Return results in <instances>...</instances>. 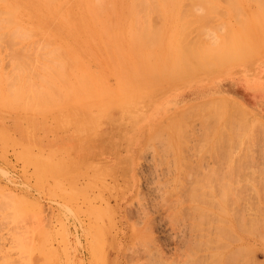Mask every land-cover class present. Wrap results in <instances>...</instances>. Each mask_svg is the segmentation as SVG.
Masks as SVG:
<instances>
[{
  "label": "rangeland",
  "instance_id": "1",
  "mask_svg": "<svg viewBox=\"0 0 264 264\" xmlns=\"http://www.w3.org/2000/svg\"><path fill=\"white\" fill-rule=\"evenodd\" d=\"M224 1L222 4L221 0L216 1L222 10L224 7H230L226 5L227 1ZM236 1L237 5L234 1L235 5L238 7L239 3V7L241 5L239 9L242 8L243 13H246L244 15L247 18L243 21H249L246 22L247 24L239 22L240 25L245 23V28L240 30L236 21L231 22L233 20L231 18L238 19L237 15L233 17L232 13V16L221 15L220 18L222 21L224 19L226 25H230L233 32L228 36L231 38H233L230 36L232 33L234 37L237 35L236 38L239 35L241 37V32L245 29L243 33L245 36L250 31L252 34L254 33V35L250 33L253 36L252 40L249 33L247 37L252 43L244 39L243 43L246 42V44H241L244 46L248 42L251 47L243 49L240 43L239 48L237 45L233 47L234 40H229V37L227 39L226 29L228 27L226 29L225 26L221 27L224 22L221 23L218 19L217 24L212 22L213 24L210 26H213L214 29L217 28V32L213 29L214 33L210 32L211 28L207 26L210 25L209 22H205L206 25L204 22L203 24L196 22L199 25L197 27L202 25L199 29L196 27V23L192 22L193 25L195 24L193 27L188 22L192 26L193 32L197 30L196 33H192L193 35L190 32L191 29H189V34L186 31L185 25L190 28L188 23L184 22L186 30L183 28L184 26L180 27L187 32L182 36L184 41L188 34L189 45L186 42L187 46L184 44L185 47L191 45L192 37L200 35L194 39L200 43L203 40L204 43H207L208 48L209 43L210 45L215 43L213 48L216 49V45H218L217 48L222 47L221 52L230 47L236 51L234 55L230 54L233 49L229 53L224 52L233 56L224 61L213 73L209 72L215 68L210 66L212 69H208L209 63L203 62L202 65H208L206 70L198 69L194 75L200 72L207 73L196 77H191L193 73L187 71L185 73V70H189L188 67L184 66L185 70L183 71V65H179L182 70L180 69L181 73L178 74H181L182 78L180 76L178 78L175 76L178 75L175 73L178 70L170 63L171 60H175V52L177 56L180 54L178 53L180 51L177 52L180 44L174 43L173 38H176V42L179 43L177 31L180 29L178 24L181 25V22H176V24L162 22L167 26L161 22H151L152 25H156L153 27H163L161 28L163 31L160 32L163 38H160V34L158 37L163 39L161 43L155 36L153 38V34L149 35V38L152 37L150 43H155L154 49L153 44L150 45L153 51L151 53L156 52L158 55L153 59L154 64L150 63L152 54L148 55L149 60L148 56L143 58L139 55L144 59L143 63L142 60L139 61L141 58L137 57L138 54L134 52L136 47H132L135 46L134 44L136 46L139 44L130 36L134 42L129 45V36L125 35L127 28H130L128 32L133 28H136V31L142 30V22L140 26L137 25L138 22H132V24L131 22H126L128 24L115 22L114 26H112L114 22H109L110 27L114 29L113 34L115 35H112V29L108 27V31L104 22L101 24L100 22L99 24L97 22H79V24L75 20L77 16L73 15L69 17V19L72 18L69 23L53 21L52 18H46L43 21L38 18L34 9L30 11L29 8V13H23L20 16V22L8 23L9 25L7 22L0 23V83L5 88L0 85V264H234L235 260L232 256L227 257L230 258L229 260L225 258V242H227L226 237L228 236L219 233L217 229L219 223H216L218 216L213 217V212L217 213L219 209H212L208 202L211 201L212 196L219 199L220 187L225 183L231 185L237 175L241 177L239 173L243 176L244 171L247 172L250 165H253L252 162L259 165L264 162V78L258 79L255 76L248 79L251 73L246 71L241 74L245 84L240 86L243 96L248 95V101L253 104L252 109H255L257 114L263 118L255 117L247 112L239 105L240 102L234 101L237 103L235 104L232 102V98H230L232 101L227 99L220 84L227 78L233 80L234 74L230 69H227L231 62L264 56V22H260L262 24H259L260 26L257 25L259 22H254V25L251 22V14L257 10L256 5L254 6L255 1L253 3L252 0ZM258 2L263 3L262 0ZM263 4L259 5L263 7ZM239 9L237 10L240 13ZM243 13H241L242 16ZM241 14H239L240 17ZM242 19L237 21H242ZM78 20L80 21L79 18ZM215 20L216 18H214L216 23ZM73 23L74 25H72ZM86 24L88 25L84 27ZM92 24L96 25V28ZM146 24L144 27L147 28ZM151 24L149 27L152 26ZM218 24L221 25L219 29ZM81 26L88 30H84ZM102 29L104 30L102 31ZM115 29L119 30V35ZM134 29L133 31H135ZM147 29L143 28V31L146 33ZM151 29L152 33L161 30L160 28ZM89 30L90 32L94 31L92 32L94 36L88 33ZM107 31L112 37L114 36L113 43ZM238 31L240 32L238 33ZM246 31L248 32L246 33ZM171 32L174 33L171 34ZM221 32L224 34L223 39L229 40L228 42L222 39ZM190 34L192 35L191 39ZM118 36H120L119 41ZM205 36L206 40H204ZM105 37L109 40H106ZM143 37L146 38L144 35ZM179 37L180 43H182L183 40L181 36ZM124 38L127 42L122 43V40L125 41ZM138 38L137 40L140 39L141 42L142 37ZM166 38L168 41L172 39V43L168 42L171 51L167 48ZM220 39H222L221 44L217 42ZM241 39L243 38L241 37ZM241 39L240 41H242ZM116 41L120 42V45ZM198 42L197 46L200 44ZM229 42L230 47H228ZM148 43L145 42L147 45ZM173 43L174 45H171ZM160 44L161 49H157ZM223 44L227 46L224 47ZM111 45L115 48L119 45L116 49L117 54ZM122 45L126 47H122ZM145 46L141 45L139 51L137 50L143 56L148 52L150 54V46H146L148 48ZM175 46L178 47L176 51L173 50ZM191 46H193V42ZM201 46H205V44H200L199 47ZM240 46L244 50L243 52H241ZM182 47L181 44L179 50H182ZM121 50L130 55L122 53ZM69 52L71 53L68 54ZM57 53L61 56L63 53L67 54L66 60L65 57H62L64 63L68 59L71 61V63L69 60L68 63L66 62V70L64 63H61V70L64 69L63 72L61 71L62 73L60 69L56 71L58 68L56 63L57 67L54 68V73L63 74L64 77L62 75L55 76L56 74L51 73L52 70L46 68L51 59L53 62V56L55 58L57 55V60L58 58L60 61L62 60ZM216 53L217 51L213 52V54ZM125 55L128 56L123 57ZM207 55L208 57L203 58L210 60L209 56L211 55L208 53ZM216 55H213L214 58L216 56L220 60L223 54L220 56L217 53ZM228 55L225 54L224 57ZM50 56H52L51 59H49ZM179 57L178 60L176 59L177 61L181 60ZM201 58L198 57V62H202ZM214 58L211 59V62L217 60ZM128 59H131L130 62ZM213 59L214 61H212ZM146 60L150 63L146 62L147 66L144 64ZM44 61H48L45 62L46 66H42ZM135 62L136 64H134ZM175 62L174 64H176ZM181 62L179 61V64ZM211 64L215 66V63ZM151 65L154 68L157 66L155 69H159L161 75L150 68V72L154 71L159 74L158 77L153 74L154 72L152 74L156 76L151 75L149 68H146ZM123 67L124 69H122ZM67 70L69 72L72 70V72L68 73ZM135 71L141 73L137 74ZM161 71L164 75L166 74L163 78ZM45 72L52 81H49ZM168 73L172 77L168 76L170 75ZM65 75L68 76L67 79ZM76 75L78 78L80 77V82L76 79ZM145 76L146 83L142 79ZM173 76L175 77L173 78ZM42 77H46L47 81L45 79L43 81ZM81 77L86 79V82ZM136 78L140 79L138 81L141 83L136 81ZM61 79L64 81H60ZM67 80L70 84H66ZM123 80L127 86L123 85ZM234 80L237 81L238 78L235 77ZM53 81L55 84L58 83V86L66 81V85H64L66 90L72 88V97L70 90L67 91L70 93V95L67 93L69 95L67 98L65 89L61 88L62 95L65 94L64 97L67 99L60 96L61 93H58L60 89L56 87L57 85H52ZM71 81L76 82L77 85L81 83L82 89L81 84H79L80 89L78 90V86L72 85ZM89 81L91 87L87 86ZM127 81L131 82L127 83ZM133 81L137 82L136 86ZM44 83L49 84L47 89ZM50 83L59 89L54 88L58 96L54 93ZM40 85H45V88L41 86L40 89H43L41 92H48L44 95H51L47 98L48 101L46 97L45 100L42 98ZM13 88L15 93L11 92ZM15 88L20 90L17 91ZM184 90L189 91L187 100L183 99L185 96L182 98L181 92ZM20 91H23L22 95L25 94L26 97L17 99L18 93L19 96H22ZM32 91L36 92L33 94L36 97L32 96ZM11 94L13 98H10ZM14 94L17 96L16 99ZM27 94L31 99L27 97ZM54 95L57 96L56 100L52 98ZM76 95L78 96L76 97ZM37 96L42 98L40 101L43 100L41 105L38 102L39 106L36 104L39 101ZM59 97H62V100H59ZM51 98L54 99L53 102L56 101L55 104ZM209 98L215 100L207 101ZM78 99L79 101H77ZM50 100L52 104L49 103L50 106H48ZM57 100H59L58 106L56 105ZM257 102H260L261 105L256 104ZM228 198L230 197L228 196ZM195 202L207 210L205 224L197 220L193 210ZM178 212L182 217L179 215L178 221H172L171 217ZM196 223H199L203 230L197 229ZM208 225L211 227H207ZM196 229L200 233L208 234L204 242L201 239L200 243L197 242L195 245L194 234L196 233L197 240L199 235ZM260 229L258 232L262 231ZM189 232H191L190 236ZM239 235L241 236L239 238H242L238 241L239 245L242 243L245 247L250 246L251 253L247 254L248 251L245 249L247 253L246 256H243L245 250L242 251V249L244 248L239 249L238 252L233 251L234 253L231 251L236 255L241 250L240 257H245L239 260L240 257L237 254L235 264L238 260L241 261L237 262L238 264H245V259L249 257L255 264H264V240L258 238L262 235L253 237L241 231ZM251 237L254 241L249 242ZM187 250L190 253H187ZM186 253L187 256H185ZM231 253L227 252L228 255Z\"/></svg>",
  "mask_w": 264,
  "mask_h": 264
},
{
  "label": "bare ground",
  "instance_id": "2",
  "mask_svg": "<svg viewBox=\"0 0 264 264\" xmlns=\"http://www.w3.org/2000/svg\"><path fill=\"white\" fill-rule=\"evenodd\" d=\"M179 1V2H178ZM182 1V2H181ZM0 0V23L1 24H3V22H7V25H9L8 23H13V24H15V22H20V16H22L23 15V13H29V8H30V11H32L33 9H34V12L36 11L37 12V14H38V18H41L43 21H44V19L46 20V18H52V19H54L53 21H55V20H57V22H70L69 20H71V19H69V17L71 16V15H73V16H77L79 19H80V21L78 20V18L76 17V21L79 23V22H97L98 24H99V22H100V24L102 23V22H104L105 24H106V26H107V28L109 27V28H111L110 27V23L109 22H114L113 24H112V26H114V25H116V23L117 22H125V24H128L129 22H131V24H132V22H135V23H140V24H138L137 23V25L138 26H140L141 25V22L143 23V28H145V30L148 28H157V29H161V28H163V27H153V25L151 24V22H154V23H156V22H174V24H176V22H181V25L180 24H178L179 25V28L180 27H183L184 25H185V23H188V22H190L191 24H192V26L194 27L195 26V24L193 25V23L192 22H194V23H200V24H203V22L205 23V22H209L210 23V25L208 24L207 26H211L213 23L214 24H217V19H218V21L219 22H224L223 23V25L221 26V27H223V26H225V29L228 27V29L230 30H228V29H226V35H227V39H228V35H229V33H231V32H233V31H231V29H230V25H226L227 23L224 21V19H223V21H222V19L220 18V16L221 15H231V13H232V15H233V17H235L236 15H237V18L238 19H235V18H231V19H233V20H231V22L232 21H236V23H237V25H239V27H240V30L241 29H244L245 28V25L247 24L246 22H249V21H243V20H246L245 18H247V17H245V15L244 14H246V13H243V10H241V9H239L240 7H241V5H240V7H239V3H238V7L236 6L237 5V1L236 0H234L235 2H236V5H235V2L233 1V0H226L227 2H226V5H228V6H230L229 8L228 7H224V10H222V9H220L221 8V6L219 5H217L216 4V1L215 0ZM220 1V0H219ZM222 1H224V0H221V4L223 3ZM243 1V0H242ZM249 1V0H248ZM251 1V0H250ZM253 1H255L254 2V6L256 5V8H257V10H255V13H253V14H251V22L253 23V25H254V22H259L257 25H259V24H261L260 22H264V0H262V2L263 3H259L258 1L259 0H257V3H256V0H252V3H253ZM181 2V3H180ZM225 2V1H224ZM240 2V1H239ZM260 2H261V0H260ZM183 4V5H179V4ZM263 4V7H261L259 4ZM245 5V4H244ZM260 7H259V6ZM249 6V5H248ZM258 6V7H257ZM250 7V6H249ZM261 8H263V9H261ZM220 9V10H219ZM237 9H239L241 12L239 13L238 12V10ZM247 9V8H246ZM219 10V11H218ZM247 11V10H246ZM238 12V14H236ZM241 13H243V16H242V14ZM248 13V15H249V12H247ZM239 14H241V17H240V15ZM36 15V14H35ZM231 15V16H232ZM238 15H239V17H238ZM224 16H222V17H224ZM247 16V15H246ZM72 17V16H71ZM242 17H244V19H242ZM36 18V17H35ZM75 18V17H74ZM214 18H216V23L214 22ZM242 19V21H237V20H240V19ZM40 20V19H39ZM41 20V21H42ZM74 20V19H73ZM226 20V19H225ZM228 21H229V19H227ZM52 21V22H53ZM75 21V22H76ZM35 22V21H34ZM37 22H38V20H37ZM73 22V21H72ZM116 22V23H115ZM126 22H128V23H126ZM146 22H147V24H146ZM185 22V23H184ZM202 22V23H201ZM213 22V23H212ZM239 22H245V23H242L241 25L239 24ZM107 23H108V25H107ZM182 23H184V24H182ZM190 23H188V25L190 24ZM196 23V27L197 26H199L198 24ZM6 24V23H5ZM80 24V23H79ZM95 24V23H94ZM94 24H92V26H96V25H94ZM98 24H97V26H98ZM146 24V26H147V28L146 27H144V25ZM150 24L152 25L151 27H149L150 26ZM162 24H164V23H162ZM245 24V25H244ZM72 25H74V23L72 24ZM81 25H84L83 23H81ZM88 24H86L84 27H86ZM103 25V24H102ZM117 25H119V24H117ZM122 25V24H121ZM158 25V24H157ZM161 25V24H160ZM164 25H166V24H164ZM204 25H206V23L204 24ZM262 25V24H261ZM78 26H80V25H78ZM91 26V27H92ZM132 26V25H131ZM130 26V27H131ZM141 26V27H142ZM154 26H156V25H154ZM167 26V25H166ZM187 28H186V27ZM183 28L188 32V34L191 32V34L193 33L194 34V32L196 33V31L197 30H195L194 32H193V28H192V26H190V28H188V26L187 25H185ZM202 26V25H201ZM200 26V27H201ZM206 26V27H207ZM217 26V25H216ZM215 26V27H216ZM219 24H218V29H219ZM241 26H242V28H241ZM260 26V25H259ZM81 27H83V26H81ZM84 27H83V29H84ZM116 27V26H115ZM119 27H120V25H119ZM123 27H124V25H123ZM127 27V26H126ZM172 27V26H171ZM177 27V26H176ZM195 27V28H196ZM200 27H197L198 29L200 28ZM208 27V29L210 30V28H211V30H210V32L211 31H213L212 33H214L215 31H216V29H214V28H212V27H210L209 28ZM244 27V28H243ZM247 27H249V25H247ZM78 29L80 28V27H77ZM96 28V27H95ZM98 28V27H97ZM109 28H108V31H109ZM125 28V27H124ZM123 28V29H124ZM143 28H142V30H139V31H136L134 28V30L135 31H133V29L132 30H130L129 32H128V30L130 29H128L127 28V31H125V30H123V31H125V35L127 34V37L129 36V38L128 39H130L129 40V42H130V44H129V42H128V44L129 45H131L133 42H134V40L135 41H137V44H139V45H137L136 46V44H134L135 46H132V47H136V50L134 49V52L136 53V54H138V56L137 57H139V55H141L143 58L144 57H147L148 55H151L152 54V58L150 57V60H151V62L150 63H152V64H154V57H156L157 58V54H156V52L155 53H151V51H152V49H151V46H152V44L150 43L151 42V38L152 37H150L149 38V35L151 36V34H153V38H154V36L156 37V39L161 35V31H163V29H161V30H157V31H154V32H156V33H152L153 32V30L151 29H147V31H146V33H145V31H143ZM164 28H166V27H164ZM173 28H174V26H173ZM173 28H172V30H173ZM179 29L178 31H177V33L179 34V35H177V39L179 40V43H177L176 42V38H173V41H175L174 43H176L177 45L178 44H180L179 45V49H180V47H181V44L183 45V47L181 48L182 50H179L178 49V47L177 46H175V47H177L176 49H175V47H174V51H176L177 49V52L178 51H180V52H178V53H180V54H178L179 56H177V53L175 52V55H176V57L174 56V59L176 60H178V57L179 58H181V60H179L180 62H181V64H179V61H177L176 60V62H175V60H171V66L173 65L174 67H176L175 69H177L178 70V72H175L176 74H178V73H181L179 70L181 69V67H179V65H183V67H182V69L184 68V66H185V68L186 67H188L189 68V70L187 69V70H185V69H183V71L185 70V73H186V71L187 72H189V73H193V75L191 76V77H196V76H200V75H203V74H206L207 72H200V73H197V74H195L194 75V73H195V71L196 70H202V69H205L206 70V67H208V65H205V64H203L202 65V63L203 62H205L206 64H208L209 63V67H208V69L210 68V69H212V68H215V69H213L212 71H210L209 73H213L214 71H217L216 69L217 68H219L220 67V65L224 62V61H226V60H229L233 55H234V53H236V51L234 50V46L236 47V45L238 46V48H239V43H240V45L243 43V40L245 39V40H247L249 43H252V42H250L252 39H253V36L252 35H254V33L252 34L251 33V31L249 30V28H247V30H249L250 32H248V31H246V33L248 32L249 34H250V38H251V36H252V38H251V40H250V38H247L248 37V33H247V36H245V35H243V33L245 32V30H242V34H241V37L243 38V39H241V37H237L236 38V36L234 37V35H233V33L232 34H230V36H233V38H231V37H229V40L231 39V41H233L232 43L234 44H232L231 43V45H233V47L231 48L230 47V42L228 43V47H230V48H227L225 51H223V52H221L222 51V47L220 48V46H219V48H217V46L218 45H216V49H215V47L213 48V46L215 45V43H214V45L213 44H211L210 45V43L208 42V41H205V42H208L209 43V48H208V46L206 45L207 43H204V41L203 40H201V39H203V37L201 36V43L200 42H198V41H196L194 38H196L195 36H194V38L192 37V39H191V36L193 35H189L190 36V39L191 40H193L192 42H193V46H191L192 45V42L190 43L191 45L190 46H188V47H185V45L188 43V34H187V36L185 37L186 38V40L184 41V37L182 38V36H184L187 32L186 31H184V29ZM192 28V29H191ZM205 28V27H204ZM224 28V27H223ZM222 28V29H223ZM82 29V28H81ZM80 29V30H81ZM87 28H85L84 30H86ZM112 29V35H115V34H113V31H114V29L113 28H111ZM110 29V30H111ZM118 29V28H117ZM119 29H121V28H119ZM126 29V28H125ZM189 29H191V31L189 30ZM202 29V28H201ZM215 31H214V30ZM84 30H83V32H84ZM88 30V29H87ZM94 30V29H93ZM92 30V32H94ZM99 30V29H98ZM101 30V29H100ZM104 29H102V31H103ZM116 30V29H115ZM156 30V29H155ZM169 30V29H168ZM204 30V29H203ZM75 31H77V30H75ZM108 31H107V33H108ZM117 31V30H116ZM142 33H141V32ZM165 31V30H164ZM170 31V30H169ZM185 33H184V32ZM190 31V32H189ZM207 31V30H206ZM255 31V34H257V32H256V30H254ZM81 32V31H80ZM92 32H90V30H89V34L91 33L93 36H94V33H92ZM118 32V35H119V30L117 31ZM121 32H122V30H121ZM144 32V33H143ZM157 32H158V35H157ZM175 32V31H174ZM173 32V33H174ZM181 32H183V33H181ZM217 32V31H216ZM222 32H224L223 30H222ZM221 32V33H222ZM240 31H238V33H239ZM82 33V32H81ZM85 33H87L86 31H85ZM87 33V34H88ZM104 33H106V32H104ZM107 33H106V35H107ZM111 33V32H110ZM115 33V32H114ZM147 33H148V35H147ZM150 33V34H149ZM167 33V35H168V32H166ZM165 33V34H166ZM172 32H171V34H173ZM199 33V32H198ZM211 33V34H212ZM245 33V34H246ZM261 33V32H260ZM76 34H77V32H76ZM89 34L87 35V36H89ZM102 34H103V32H102ZM109 34V33H108ZM122 33H120V36H122L121 35ZM141 34V35H140ZM144 36H146V38L147 39H149L150 41H148L145 37H143V35ZM146 34V35H145ZM155 34V35H154ZM160 34V35H159ZM219 34H220V32H219ZM223 34V33H222ZM220 35L221 37L222 36H224V34L223 35ZM81 35H83V34H81ZM99 35V34H98ZM105 35V36H106ZM117 35V34H116ZM142 37L141 38V42H140V36ZM157 35V36H156ZM167 35H166V37H167ZM201 35H203V34H201ZM208 35V34H207ZM215 35V34H214ZM260 35V34H259ZM84 36V35H83ZM97 36V35H96ZM95 36V37H96ZM120 36H118V41L120 40L119 38H120ZM130 36H132V39H134V40H132L131 38H130ZM138 36H139V38H138ZM165 36V35H164ZM171 36H173V35H171ZM171 36L169 37V38H171ZM179 36H181V38H182V40H183V42H182V40H181V42L182 43H180V37ZM200 36V35H199ZM198 36V37H199ZM211 36V38L213 37L212 35H210ZM216 36V35H215ZM219 36V37H220ZM99 37V36H98ZM108 37V36H107ZM107 37H105V38H107ZM109 37L112 39L113 37L109 34ZM108 37V38H109ZM117 37V36H116ZM115 37V38H116ZM126 37V36H125ZM126 37V38H127ZM218 37V38H219ZM220 37V38H221ZM226 37V36H225ZM245 37V38H244ZM255 38L254 39H256V36H254ZM87 38V37H86ZM89 38V37H88ZM106 39V40H109V39ZM122 38V37H121ZM126 38H124V40L126 39ZM137 38L139 39V41L137 40ZM145 38V39H144ZM160 38H163V36L161 35L160 36ZM224 37H222V39H223ZM242 40V41H240V39ZM198 39V38H197ZM207 39H208V37H207ZM213 40H215L214 38H212ZM222 39H220V41L218 40L217 42L218 43H220L221 41H222ZM227 39H223L224 41L226 40V42H228L227 41ZM235 39H238L237 41L235 40ZM102 40V39H101ZM115 40H117V38L115 39ZM143 40H145L144 42H143ZM147 40V41H146ZM158 40L160 41V43H161V40H163V39H159L158 38ZM172 40V39H171ZM171 40L170 41H168V39L166 38V41H167V44L166 45H168V49L171 51V46L169 45V43H172L171 42ZM199 40V41H200ZM204 40H206V36H205V39ZM86 41V40H85ZM96 41V40H95ZM98 41V40H97ZM104 41V40H103ZM112 41V43L114 42L113 41V39L111 40ZM118 41H116V42H118ZM159 41H158V43H159ZM194 41L196 42L195 44H194ZM203 41V42H202ZM238 41H240V42H238ZM108 42V41H107ZM124 42H127L126 40L125 41H123L122 40V43H124ZM139 42V43H138ZM142 42H143V44H142ZM145 42L146 43H148V45L147 44H145ZM169 42V43H168ZM187 42V43H186ZM197 42L198 43H200V44H205V46H201V47H199L200 46V44L197 46ZM217 42H216V44H217ZM247 42V45H241L242 47H243V49H244V47L246 48V47H251V46H249L250 44ZM253 42H254V40H253ZM257 42V41H256ZM255 42V43H256ZM89 43H90V41H89ZM92 43V42H91ZM109 43V42H108ZM107 43V44H108ZM120 42H118V44H119ZM121 43V44H122ZM136 43V42H135ZM140 43H141V45L144 47L145 45L146 46H150L149 47V51H150V54H149V52L147 53V54H145V56H143V54H139L138 53V51H139V46H141L140 45ZM164 43H166L165 41H164ZM174 43L173 44H171V45H174ZM186 43V44H185ZM236 43H238V44H236ZM102 44V43H101ZM155 44V43H154ZM154 44H153V49H154ZM185 44V45H184ZM221 44V43H220ZM243 44H246V42L245 43H243ZM93 45V44H92ZM102 45H104V44H102ZM110 45V44H109ZM113 45V44H112ZM111 45V46H112ZM116 45V44H115ZM120 45V44H119ZM119 45H117V46H119ZM188 45H189V43H188ZM224 45V44H223ZM223 45H221V46H223ZM226 45V44H225ZM225 45H224V47H225ZM114 46V45H113ZM112 46V47H113ZM117 46H116V48L115 47H113V50L116 52L117 50ZM123 46H125V45H122V47ZM145 46V48H148V47H146ZM170 46V47H169ZM187 46V45H186ZM227 46V45H226ZM240 46V47H241ZM93 47V46H92ZM111 47V48H112ZM122 47H119V48H121V49H123ZM126 47V46H125ZM125 47H124V49H125ZM142 47V48H143ZM164 47V46H163ZM223 47V48H224ZM242 47L240 48V50H241V52H243L244 50L242 49ZM130 48V47H129ZM138 48V49H137ZM141 48V49H142ZM161 49V44H160V47L158 46L157 47V49ZM237 48V49H238ZM106 49L108 50V48L106 47ZM106 49H104L105 51H106ZM110 49V48H109ZM131 49H133V48H131ZM130 49V51L132 52V50ZM144 49V48H143ZM157 49H156V51H157ZM163 49V48H162ZM233 49V50H232ZM236 49V48H235ZM70 50V49H69ZM138 50V51H137ZM145 50V49H144ZM229 50V51H228ZM234 51L233 53H231L232 51ZM125 51H126V49H125ZM129 51V50H128ZM129 51V52H130ZM141 51V50H140ZM173 51V52H174ZM215 51H217V53L221 56L222 54V57H224V55L226 54V55H228L227 53H224V52H230V54H233V55H228V56H225L224 57V59H222V57H220V60L219 59H217V53L216 54H213V52H215ZM239 51V50H238ZM102 52V51H101ZM111 52H112V50H111ZM118 52V51H117ZM117 52H116V54H117ZM121 52L122 53H124L122 50H121ZM130 52V53H131ZM153 52V51H152ZM161 52V51H160ZM212 52V54H210ZM220 52V53H219ZM50 53V52H49ZM61 53V52H60ZM66 53V52H65ZM65 53H63V56H61L60 54H58V57L60 56L61 58L63 57H65V60H66V58H67V54L65 55ZM71 52H69L68 54H70ZM108 53H109V51H108ZM107 53V54H108ZM122 53H121V56H122ZM126 53H128V52H126ZM126 53H124V54H126ZM172 53V52H171ZM207 53L209 54V55H211V56H209V57H211V59L212 58H214V56L213 55H216L215 56V58L217 59H215L216 61L215 62H211V59L210 60H208L207 58L205 59V58H203V57H208V55H207ZM62 54V53H61ZM106 54V55H107ZM111 55H112V53H110ZM115 54V56H117ZM123 54V55H124ZM129 54V53H128ZM132 54V53H131ZM161 54V53H160ZM159 54V55H160ZM173 54V53H172ZM207 55V56H203V55ZM54 55H56V54H54ZM119 55H120V53H119ZM130 55V54H129ZM153 55H155V56H153ZM157 55V56H156ZM108 56H109V54H108ZM121 56L119 57V58H121ZM128 55H125V56H123V57H127ZM132 56V55H131ZM141 56L139 57V58H141ZM182 56V57H181ZM213 56V57H212ZM51 57L52 56H50V58L49 59H51ZM113 57H114V53H113ZM198 57H202L201 59H202V62L200 61V62H198ZM63 58H62V62L60 61V58H58V60L60 61H58L57 60V55H56V57L54 58V56H53V62H55L56 60L58 61H56L54 64H53V62H52V59L48 62V61H44L43 62V65L42 66H46L45 64V62H48L49 64V66H46V68L48 67L49 69H50V71L52 70L53 72H51V73H54L55 71H54V68L55 67H57L58 66V68H56V71H57V69L59 70L60 69V72L62 71L63 72V70H61V68H62V64L61 63H64V60H63ZM73 58V57H72ZM77 58V57H76ZM75 58V59H76ZM112 58V57H111ZM129 58V57H128ZM134 58H135V56H134ZM138 58V59H139ZM46 59V58H45ZM44 59V60H45ZM48 58H47V60H49ZM56 59V60H55ZM74 59V58H73ZM132 59V58H131ZM131 59H128V60H125V61H128V62H130V60ZM137 59V60H138ZM147 59V58H146ZM186 59V60H185ZM203 59H205L204 61H203ZM214 59L212 60V61H214ZM69 60V59H68ZM68 60L67 61H65V63H64V66H65V64H66V62L68 63ZM121 60V59H120ZM142 60V61H141ZM143 60L144 59H140L139 61H141L142 63H143ZM148 60H149V56H148ZM148 60H146L145 61V65H146V62H148L149 63V61ZM206 60H208V61H210L211 63H215V66L213 65V64H211L210 62H208V61H206ZM73 62H74V60H72ZM122 61H124L123 59H122ZM121 61V62H122ZM133 61V60H132ZM134 61H135V59H134ZM133 61V62H134ZM153 61V62H152ZM172 61H174L176 64H174V62L172 63ZM185 61V63H183ZM188 61V62H187ZM69 62L71 63V61L69 60ZM77 62V61H76ZM115 62H117L116 60H115ZM52 65H51V64ZM56 63H57V66H56ZM78 63V62H77ZM119 63H120V61H119ZM139 63V62H138ZM147 63V64H148ZM149 63V64H150ZM183 63V64H182ZM188 63H189V65H188ZM196 63H200L199 65L198 64H196ZM60 64H61V67H60ZM79 64V63H78ZM123 64V66H125V64L124 63H122ZM134 64H136V62L134 63ZM148 64V65H149ZM185 64H187V65H185ZM192 64V65H191ZM195 64V65H194ZM211 64V65H210ZM51 65V66H50ZM54 65V66H53ZM69 65V64H68ZM71 65V64H70ZM69 65V66H70ZM74 65V64H73ZM66 66H67V64H66ZM66 66H65V70H66ZM72 66V65H71ZM122 66V65H121ZM147 66V65H146ZM152 66V65H151ZM151 66H148V67H146L147 69L149 68V72H150V70L152 69H154V71L156 70V72L158 73L159 72V69L157 70V69H155L153 66L151 67ZM155 66V65H154ZM172 66V67H173ZM195 66V67H194ZM212 68H211V67ZM53 67V69H51ZM126 67V66H125ZM133 67V66H132ZM179 67V68H178ZM191 67V68H190ZM200 67V68H199ZM47 68V69H48ZM64 68V67H63ZM136 68V67H135ZM138 68H140V67H138ZM143 68H144V65H143ZM151 68V69H150ZM43 69V68H42ZM68 69H69V67H68ZM72 69V68H71ZM81 69V68H80ZM122 69H124V67L122 68ZM181 69V70H182ZM204 70V71H205ZM46 71V70H45ZM68 71V70H67ZM84 71H86V70H84ZM119 71V70H118ZM141 71H142V65H141ZM153 71V72H154ZM182 71V72H183ZM43 72H44V69H43ZM46 72H48V71H46ZM46 72H45V74H46ZM59 72V71H58ZM61 72V73H62ZM65 72V71H64ZM70 72H72V70L70 71ZM69 71H68V73H70ZM74 72V71H73ZM133 72H134V70H133ZM143 72H145L146 73V71H144L143 70ZM148 71H147V73H149ZM150 72L151 73V75H153V74H156L157 75V77H158V75L160 74V72H159V74H157L156 72ZM162 72V74H163V71H161ZM164 72L165 73H167V71L166 70H164ZM169 72V71H168ZM135 73H137V71H135ZM141 72H139V73H137V74H140ZM153 73V74H152ZM171 74H172V72H170ZM170 73H168V74H170ZM184 73V72H183ZM182 73V75H184ZM44 74V73H43ZM49 74V73H48ZM56 73H54L53 75H55ZM79 74V73H78ZM167 74V75H168ZM171 74L170 75H168V76H170V77H172L171 76ZM47 75V74H46ZM57 75H62L63 76V74H56L55 76H57ZM71 75H72V73H71ZM83 75V74H82ZM91 75V74H90ZM124 75V74H123ZM136 75V74H135ZM147 75H149V74H147ZM156 75H153L154 77L156 76ZM161 75V74H160ZM172 75H174V74H172ZM181 74H178V75H175V76H178V78H179V76H180ZM190 75V74H189ZM43 76V75H42ZM45 76V75H44ZM66 76V79H67V75H65ZM79 76V75H78ZM81 76V75H80ZM91 76H93V75H91ZM126 76V75H125ZM125 76H123L124 78H125ZM127 76H128V74H127ZM126 76V78L128 79V77ZM130 76V75H129ZM134 76V75H133ZM152 76V77H153ZM163 76H166V74L164 75H162V78H163ZM175 76H173V78L175 77ZM187 76H188V73H187ZM49 75H47V78L49 79ZM61 77V76H60ZM64 77V76H63ZM71 76H70V74H69V78H70ZM96 77V76H95ZM181 77V76H180ZM46 77H42V79H43V81H45L46 79H45ZM51 78V77H50ZM57 78V77H56ZM56 78H55V80H56ZM69 78H68V80H69ZM82 78V80H84L83 79V77H81ZM85 78V77H84ZM89 78V77H88ZM134 77H132V79H133ZM165 78V77H164ZM182 78V77H181ZM180 78V79H181ZM188 78H190V77H188ZM45 79V80H44ZM59 76H58V81H59ZM65 79V80H66ZM76 79H78L79 80V82L81 81V79H80V77L78 78L77 77V75H76ZM90 79V78H89ZM94 79V78H93ZM96 79V78H95ZM94 79V80H95ZM121 79H123V78H121ZM135 79V78H134ZM142 79L144 80L143 82H145L146 80V76L145 77H142ZM147 79H149L148 77H147ZM153 79V78H152ZM152 79H150V80H152ZM54 80V79H53ZM68 80H67V82H68ZM75 80V79H74ZM129 80V79H128ZM138 80H140V79H137L136 78V81H138ZM150 80H148V81H150ZM154 80H157V79H155L154 78ZM47 81V80H46ZM49 81H52L51 79H49ZM48 81V82H49ZM60 81H64L63 79H61ZM124 81V80H123ZM136 81H133V83L135 84L134 86H136V84H137V82ZM57 82V81H56ZM66 82V81H65ZM65 82H64V84H65ZM66 82V84H70L69 82L67 83ZM72 82V81H71ZM84 82H86V79L84 80ZM83 82V83H84ZM95 82V81H94ZM99 82V81H98ZM129 82H131V81H129ZM128 81H127V83H129ZM136 82V83H135ZM139 82V81H138ZM96 83V82H95ZM139 83H141V82H139ZM146 83V82H145ZM145 83H144V85H145ZM45 85H46V83H44ZM60 84H61V82H60ZM63 83L61 84V85H59L58 86V83L57 84H55L54 83V81H53V83H52V85H57L56 87H59V89L61 88L62 90L63 89H65L66 90V84L64 85ZM72 85L74 84V86H75V84H76V82L74 83V82H72L71 83ZM79 84H81V83H78V90L80 89L79 88ZM92 84V83H91ZM121 84V83H120ZM126 83H125V81L123 82V85H125ZM143 84V83H142ZM0 85H1V83H0ZM45 85H40L39 86V89L41 88V86H43V88H45L44 86ZM47 85H49V84H47ZM46 85V89H47V86ZM50 85H51V83H50ZM51 85V88H53V90H54V88L55 89H57V90H59L58 88H56V87H53ZM62 85H64L63 87H60V86H62ZM128 85H131V84H128ZM2 86V85H1ZM5 86V85H4ZM69 86V85H68ZM67 86V87H68ZM71 86V85H70ZM74 86H73V90L75 91V89H74ZM81 86V89H82V84L80 85ZM87 86H90V81H89V84L87 85ZM97 86H99V85H97ZM106 86V85H105ZM110 86V85H109ZM126 86H127V84H126ZM3 87V86H2ZM65 87V88H64ZM91 87V86H90ZM4 88V87H3ZM77 88V87H76ZM86 88V90H87V87H85ZM98 88V87H97ZM5 89V88H4ZM16 89V88H15ZM30 90H31V87L29 88ZM38 89V88H37ZM38 89V90H39ZM60 89V91H58V93H61V95L60 96H62V97H64L65 96V94L64 95H62V90ZM68 90H64V92H66V97L67 96H69L70 95V93H68L67 91H71L72 90V88L71 89H69V88H67ZM107 91H108V89L107 88H105ZM114 89V88H113ZM1 90V89H0ZM17 90V89H16ZM20 89L18 88V90L17 91H19ZM41 90H43V89H40V93L43 95V99L46 97V99L47 98H49V96L51 97V95H44V93L45 92H41ZM134 90V89H133ZM48 91H49V89H48ZM130 91H131V89H130ZM1 92V91H0ZM11 92H14L15 93V91H14V88L13 89H11ZM23 92V91H22ZM22 92L20 91V95H22ZM50 92H53V91H51L50 90ZM57 91H55L54 90V93H56ZM72 92L73 91H71V97H72ZM82 92V91H81ZM80 92V93H81ZM112 92V91H111ZM67 93L69 94V95H67ZM79 93V92H78ZM13 94V93H12ZM11 94V96H10V98H13V95ZM24 94V93H23ZM31 94H32V96H35L36 97V95H33V94H36V92L35 93H33V91L31 92ZM38 94V93H37ZM45 94H48V92H46ZM74 94V93H73ZM76 94V93H75ZM90 94V93H89ZM29 94H27V97H29L28 96ZM56 95H57V93H56ZM78 95H80V94H78ZM78 95H76V97L78 96ZM82 95V94H81ZM87 95H88V93H87ZM14 96H15V99H16V97H17V99H20V98H22V97H26V95L24 94V95H22V96H19V93L17 94V96L14 94ZM31 96V97H32ZM48 96V97H47ZM55 96V95H54ZM52 96V98H56L57 96ZM62 97H59L58 99L60 100ZM66 97H64V98H66ZM30 98V97H29ZM37 98H39L38 96H37ZM42 98H39L38 100L39 101H37V105H38V102H39V104L41 105L42 103L41 102H43V100L42 101H40ZM51 98V100H52V102H53V100L54 99H52ZM68 98V97H67ZM66 98V99H67ZM79 98V97H78ZM31 99V98H30ZM57 99V98H56ZM55 99V100H56ZM70 99V98H69ZM80 99V98H79ZM79 99L77 100V101H79ZM13 100V99H12ZM29 100V99H28ZM28 100H27V104H28ZM45 100V99H44ZM49 99H47V101H48ZM51 100H50V102H48V106H50L49 105V103L50 104H52L51 103ZM59 100H57V106H58V104H59ZM62 100V99H61ZM73 100V99H72ZM65 101V100H64ZM31 101L29 100V103H30ZM33 102H34V104H35V101L33 100ZM56 103V101L55 102H53V104H55ZM31 104V103H30ZM73 104H75V103H73ZM32 105V104H31ZM39 106V105H38ZM53 106V105H52ZM32 107V106H31ZM42 107H43V105H42ZM48 108V107H47ZM49 108H51V107H49ZM48 108V109H49ZM55 108V107H54ZM53 108V109H54ZM52 109V108H51ZM47 111H49V110H47ZM51 111V110H50ZM178 130V129H177ZM262 163V162H261ZM251 164H253V165H250V168H249V170L246 172V171H244L245 173L243 174V176H242V174H240L239 173V175H241V177H239L238 175H237V177L236 178H234V180L232 181V184L230 185V184H227V183H225V184H223L221 187H220V195H219V199L218 198H216L215 196H212L211 198H210V200L211 201H209L208 202V205L209 206H211V208L212 209H219V212H217L216 213V211L215 212H213V217L215 218V216H218V221L216 222V223H219V225L217 226V229H218V231H219V233H221V234H223V235H227L228 237H226L227 239V242H225L224 244H225V248H226V251L228 252V254L229 253H231V251L233 252H238V250L239 249H241V248H244V249H242V251L243 250H245V249H247V251H248V253H247V251L245 250V253H243V256L245 255L246 256V253L247 254H249V253H251V250H250V246H244V245H242V243H241V245H239V243H238V241L239 240H241L240 238H239V232L241 231V232H243V233H247V234H249V235H251V236H253V237H256V236H258L259 234L260 235H262L264 232H263V230H264V228H262L263 226H264V162L262 163V165H259V164H255V163H251ZM42 165V164H41ZM50 167V166H49ZM245 170V169H244ZM241 171V170H240ZM241 173H243V171H241ZM228 196L230 197V198H228ZM205 204H206V202H204ZM261 204H263L262 206H261ZM193 210H194V212H195V215H196V217H197V220H199V221H202L204 224H205V222H204V219H205V217H206V212H207V210L204 208V207H202V206H199V204L197 203V202H195V205L193 206ZM181 216V214H179V212L176 214V213H174V215L171 217V220L172 221H174V222H176V221H178V219H180V218H177L178 216ZM182 217V216H181ZM210 225H208L207 227H209ZM189 227V226H188ZM195 227L197 228V229H200V230H203V229H201L200 228V224L199 223H196L195 224ZM211 227V226H210ZM261 228V229H260ZM196 229V231L197 232H199L198 230ZM258 229H260V230H262V231H259L258 232ZM188 231H191V230H188ZM212 233H214L215 234V232H212ZM225 233H227V234H225ZM262 233V234H261ZM190 234H191V232H189L188 233V235L190 236ZM207 234L208 233H200L199 232V235H198V240H197V235H196V233L194 234V236H195V245H196V243L198 242V243H200V241H201V239L203 240V242H204V240H205V238H206V236H207ZM264 235V234H263ZM262 235V237L261 236H259L258 238H261V239H259V240H264V236ZM241 237V236H240ZM245 237V236H244ZM263 238V239H262ZM246 239H247V237H246ZM256 239V238H255ZM243 240H245V239H243ZM251 240H253L254 241V239H252V237L251 238H249V242L251 241ZM246 241V240H245ZM248 241V240H247ZM253 241H252V243H253ZM244 242V241H243ZM264 242V241H263ZM262 242V243H263ZM257 243H258V241H257ZM261 243V242H260ZM186 244V243H185ZM188 244V243H187ZM245 244V243H244ZM247 244H249L248 242H247ZM251 245H253V244H251ZM262 245V244H261ZM186 246H188L189 247V245H186ZM253 246H255V245H253ZM260 246V245H259ZM256 247V246H255ZM187 248V247H186ZM188 249V248H187ZM253 249V248H252ZM237 250V251H236ZM225 251V254H226V257L225 258H227L228 256H232L233 258H234V260L236 261L237 259V257H236V255L237 256H239L240 257V255H242V251L240 250V252H241V254H240V252L239 253H236V255L235 254H233V253H231L230 255H228L227 254V252ZM187 253H190V251L188 252V250L186 251ZM255 252H256V250H255ZM187 253H186V255L185 256H187ZM224 254V253H223ZM225 254H224V256H225ZM234 255V256H233ZM223 256V257H224ZM243 256H241L240 257V259L239 260H241V259H244L243 258ZM249 256H251V255H248V257ZM225 258H223V260L225 261ZM251 258H253L252 256H251ZM230 258H227L226 260H229ZM254 259V258H253ZM237 261V262H241V261ZM246 260V261H245ZM244 261H245V264H247L249 261V263H253V264H255V262H252L251 260H250V257L249 258H247V259H245ZM191 261V260H190ZM235 261H234V264H235ZM243 261V260H242ZM255 261V260H254ZM227 262V261H226ZM236 262V264H238ZM244 263V262H243ZM248 263V264H249ZM257 264V263H256Z\"/></svg>",
  "mask_w": 264,
  "mask_h": 264
},
{
  "label": "crops",
  "instance_id": "3",
  "mask_svg": "<svg viewBox=\"0 0 264 264\" xmlns=\"http://www.w3.org/2000/svg\"><path fill=\"white\" fill-rule=\"evenodd\" d=\"M227 69H230L232 71V73L234 74V78H238L237 81L232 79H224L220 82V84L223 87V94H225L224 96H226L227 99L231 100L230 98H232V102H240L239 105H241V107H243L247 112H250L253 116L257 117L260 116L261 118H263L261 115L257 114V111L255 109H252V103L248 101V95L243 96V91L241 90L240 86L241 84H245V81H242V76L241 74L245 73L246 71H249L251 74L248 76V79L255 77L256 78H264V56H260L257 59H251V60H244V61H235V62H231L230 65L227 67ZM247 79V80H248ZM232 80V81H231ZM182 93V98L185 96V100L188 99L189 96V91L188 90H184ZM185 93V95H184ZM215 99L213 98H209L207 99V101H213ZM218 100V99H217ZM225 101V100H223ZM234 102V103H235ZM237 104V103H235ZM256 104L261 105V103L257 102ZM191 105V104H189ZM186 105V106H189ZM264 119V118H263Z\"/></svg>",
  "mask_w": 264,
  "mask_h": 264
}]
</instances>
